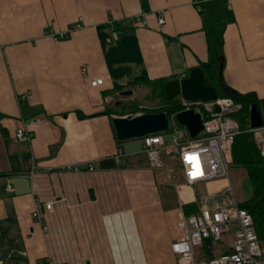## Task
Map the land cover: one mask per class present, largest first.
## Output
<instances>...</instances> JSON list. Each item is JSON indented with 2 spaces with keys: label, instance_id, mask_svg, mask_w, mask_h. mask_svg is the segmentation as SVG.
<instances>
[{
  "label": "crops",
  "instance_id": "0c3cea01",
  "mask_svg": "<svg viewBox=\"0 0 264 264\" xmlns=\"http://www.w3.org/2000/svg\"><path fill=\"white\" fill-rule=\"evenodd\" d=\"M224 1L215 88L253 92L261 112L264 0ZM201 12L193 0H0V264H177L182 206L232 198L229 177L187 184L176 159L162 151L151 166L142 137L118 143L112 123L158 110L167 81L207 62ZM79 17L67 38L45 34ZM154 86L155 102H146ZM22 125L29 142L14 139ZM85 163L93 169H68ZM231 244L226 234L197 252L209 259Z\"/></svg>",
  "mask_w": 264,
  "mask_h": 264
},
{
  "label": "built area",
  "instance_id": "2783aa9c",
  "mask_svg": "<svg viewBox=\"0 0 264 264\" xmlns=\"http://www.w3.org/2000/svg\"><path fill=\"white\" fill-rule=\"evenodd\" d=\"M199 0H193L198 4ZM158 23L164 18L157 14ZM82 19L79 17L66 30L45 34L55 40L65 39L71 31L81 28ZM112 37L117 38L115 32ZM103 78H94L91 85L102 84ZM182 110L192 108L200 114L202 129L195 137L183 138L180 132L171 144L165 145L162 134L151 133L142 137L144 152L151 166H158L160 153L176 159L187 184L207 183L211 180L227 178L232 166V144L234 136L240 130L239 121L234 116L240 111L241 104L230 96L217 97L203 102L201 100L188 101L181 98ZM215 107L219 110L216 111ZM170 120H175L171 116ZM245 130L257 135L256 147L264 157V115L258 127H251L250 120L246 123ZM188 134V132L186 131ZM33 133L25 125L19 126L14 132L17 142H29ZM93 169L92 163L74 164L68 169L81 170ZM7 190H11L9 184ZM214 199V198H211ZM52 202H45L46 209H50ZM33 218H39L37 211L32 213ZM181 235L171 243V250L177 256V264H264V241L259 239L251 214L239 207V202L234 198L221 197L210 203H203L197 213L183 215L177 222ZM232 228V244L230 250L209 259H198L197 251L202 249L204 242H222L224 236Z\"/></svg>",
  "mask_w": 264,
  "mask_h": 264
},
{
  "label": "trees",
  "instance_id": "16d2710c",
  "mask_svg": "<svg viewBox=\"0 0 264 264\" xmlns=\"http://www.w3.org/2000/svg\"><path fill=\"white\" fill-rule=\"evenodd\" d=\"M197 5L204 16L202 29L206 35L208 50V60L205 63H201L200 67L203 70L205 83L215 87L222 84V74H219V71L223 60V32L226 24L225 1L199 0ZM216 90L219 97L230 96L234 101L241 104L240 111L234 114L239 121L241 131L234 136L232 165L246 170L252 194L249 199L240 202L239 207L246 209L251 214L256 234L259 239L264 241V157L260 155L256 147L254 134L245 130L250 115V108L253 104L258 106V99L253 92L240 93L231 88H225V90L217 88ZM177 97L179 96L168 99L164 93L162 107L152 112L164 111L170 116L182 110L181 99L179 98L180 100L177 101ZM138 111L134 109L133 113ZM141 111L147 112L148 110L143 109ZM117 142L120 143L121 141L117 139ZM107 162L108 167L114 165L112 161ZM182 208L185 215L198 212V208L194 203L184 204ZM211 244L210 240H206L202 248L208 251V246ZM211 255L209 253L208 258L212 257Z\"/></svg>",
  "mask_w": 264,
  "mask_h": 264
},
{
  "label": "water",
  "instance_id": "95a60500",
  "mask_svg": "<svg viewBox=\"0 0 264 264\" xmlns=\"http://www.w3.org/2000/svg\"><path fill=\"white\" fill-rule=\"evenodd\" d=\"M221 70L222 66L220 65L219 74H221ZM164 90L168 99L181 96L188 101L207 102L218 96L216 88L205 83L203 70L199 66L192 68L184 78L167 81L164 84ZM122 93L130 95L132 90H124ZM215 110L218 111L219 108L215 107ZM249 117L251 127L261 125L262 114L256 104L251 106ZM174 118L179 124L186 127L190 137H195L203 127L200 114L192 108L178 111ZM112 123L116 137L119 140H127L166 131L168 116L164 111L141 112L129 117H114Z\"/></svg>",
  "mask_w": 264,
  "mask_h": 264
},
{
  "label": "rangeland",
  "instance_id": "374dc122",
  "mask_svg": "<svg viewBox=\"0 0 264 264\" xmlns=\"http://www.w3.org/2000/svg\"><path fill=\"white\" fill-rule=\"evenodd\" d=\"M159 92V87H155L153 89L151 88H147L146 93L148 94V97L145 98L146 102L152 103L153 101L155 102V100H153V95L155 96L157 93ZM179 97H177V101H179ZM181 101V100H180ZM157 103H159V101H156ZM261 113L262 115H264V108H261ZM186 128L185 126L179 124L176 120H171L170 122V126L169 128L162 132L163 135V139L165 142V145H169L172 143V140L177 137L179 135V133L181 132L183 134V138L184 139H188L190 138L189 134L186 133ZM257 139V135H255V140ZM166 157V155L164 153H162V158ZM171 166V177L173 180H175L178 176V172L179 170L176 168V165L170 163ZM229 179H230V188L232 190V192H229V196L234 198L236 201L242 202L244 200H247L251 197L252 194V189H251V185L250 182L248 180L247 174H246V170L243 168H239L236 166H231L230 168V174H229ZM232 228L229 232V236H231L232 234ZM228 236H226L227 238ZM228 239V238H227ZM197 254H199V256H201L202 259H206L205 255L203 254L202 251L197 252Z\"/></svg>",
  "mask_w": 264,
  "mask_h": 264
}]
</instances>
